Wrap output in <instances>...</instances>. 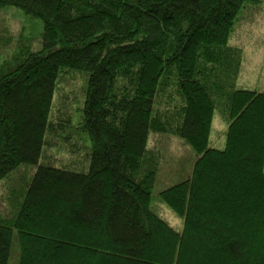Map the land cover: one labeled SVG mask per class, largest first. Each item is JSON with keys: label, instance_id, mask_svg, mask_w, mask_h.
<instances>
[{"label": "trees", "instance_id": "16d2710c", "mask_svg": "<svg viewBox=\"0 0 264 264\" xmlns=\"http://www.w3.org/2000/svg\"><path fill=\"white\" fill-rule=\"evenodd\" d=\"M257 2L0 0L40 26L34 48L0 18V53L10 50L0 59V184L35 167L5 197L0 264L15 242L18 264H264V91L238 86L245 54L229 45ZM66 73L84 77L79 129L91 144L70 167L42 163L48 137H70L71 121L53 119L70 107L56 105ZM216 112L222 150L210 146ZM152 132L198 155L190 177L160 193L181 232L151 208Z\"/></svg>", "mask_w": 264, "mask_h": 264}, {"label": "rangeland", "instance_id": "374dc122", "mask_svg": "<svg viewBox=\"0 0 264 264\" xmlns=\"http://www.w3.org/2000/svg\"><path fill=\"white\" fill-rule=\"evenodd\" d=\"M20 11V10H19ZM22 12V11H21ZM21 12L14 9L0 11V18L5 20L8 35L14 40L25 37L31 39L34 48H39L40 26L27 19ZM35 20V19H34ZM42 25L40 20H35ZM229 45L242 47L245 61L239 78L240 88L264 91V0H258L256 4H247L240 13L232 32ZM10 50L0 53V59L9 56ZM84 77L81 75H63L59 85V94L56 105L65 97L69 102V109L53 112V119L70 120V137L68 132L58 131L57 134L48 137L46 152L42 163L73 165V159L77 158L85 163L90 152V140L87 132L79 129L82 120L80 104L85 99ZM87 89V83H86ZM59 113V115H58ZM61 114V115H60ZM70 116V117H69ZM78 128V129H77ZM227 124L218 112L215 113L210 137V146L222 150L226 145ZM70 140V142H69ZM68 141V142H67ZM148 148L160 155V167L155 187L152 192L151 208L163 218L176 231L181 232L183 219L168 208L162 201L160 193L190 177L194 163L198 155L186 140L172 135L150 133ZM87 155V156H86ZM35 167L31 168L30 174L21 175L18 171L8 175L0 184V215L4 216L9 211L8 202L4 201L6 195L13 189L23 188L25 177H31ZM12 182L14 183L12 185ZM12 185V186H11ZM17 235V233H15ZM20 250L15 242L12 247L9 264H18Z\"/></svg>", "mask_w": 264, "mask_h": 264}]
</instances>
